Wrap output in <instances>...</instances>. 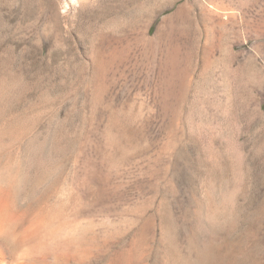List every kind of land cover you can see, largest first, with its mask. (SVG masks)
Masks as SVG:
<instances>
[{
	"label": "rangeland",
	"instance_id": "1",
	"mask_svg": "<svg viewBox=\"0 0 264 264\" xmlns=\"http://www.w3.org/2000/svg\"><path fill=\"white\" fill-rule=\"evenodd\" d=\"M0 111L80 207L72 264H264V0H0Z\"/></svg>",
	"mask_w": 264,
	"mask_h": 264
},
{
	"label": "bare ground",
	"instance_id": "2",
	"mask_svg": "<svg viewBox=\"0 0 264 264\" xmlns=\"http://www.w3.org/2000/svg\"><path fill=\"white\" fill-rule=\"evenodd\" d=\"M7 122L0 111V264H72L83 260L87 251L85 227L72 219V211L79 206L69 207L70 192L57 179L52 154L39 167L36 145L26 147L30 150L24 151L25 157L21 151L9 154L5 141L18 139L23 131L22 127H8ZM65 143L64 135L60 136L58 145ZM77 197L83 200L81 195ZM170 246L181 250L177 243ZM180 260L169 258L166 264H183ZM125 263L115 254L109 262Z\"/></svg>",
	"mask_w": 264,
	"mask_h": 264
}]
</instances>
